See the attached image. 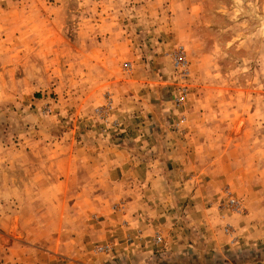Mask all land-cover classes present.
Returning a JSON list of instances; mask_svg holds the SVG:
<instances>
[{
  "label": "rangeland",
  "instance_id": "rangeland-1",
  "mask_svg": "<svg viewBox=\"0 0 264 264\" xmlns=\"http://www.w3.org/2000/svg\"><path fill=\"white\" fill-rule=\"evenodd\" d=\"M181 52L182 74L173 65ZM181 88L186 96L176 102ZM129 92L137 97L121 99ZM147 103L164 108L161 134L186 141L189 172L215 159L226 173L234 137L258 146L264 136V0H0V250L9 236L20 246L42 248L73 238L78 218L66 203L77 194L61 176L69 172V155L82 159L85 150L106 147L89 148L91 139L120 144L130 137L125 109ZM96 169L71 184L103 185L119 174ZM57 184L58 196L51 192ZM228 184L225 177L220 206L243 215ZM93 196L100 200L99 191ZM117 200L110 199L113 206ZM117 207L126 220L124 206ZM222 221L230 249L237 235ZM156 233L151 242L161 247L164 237L156 244ZM23 234L29 238L21 240ZM113 246L96 238L87 251L111 254ZM223 254L210 262L262 263L264 242L237 256L228 248ZM208 257L191 258L203 263Z\"/></svg>",
  "mask_w": 264,
  "mask_h": 264
},
{
  "label": "crops",
  "instance_id": "crops-1",
  "mask_svg": "<svg viewBox=\"0 0 264 264\" xmlns=\"http://www.w3.org/2000/svg\"><path fill=\"white\" fill-rule=\"evenodd\" d=\"M124 97L133 100L137 96L129 92L121 99ZM125 110L130 111L123 115L130 137L120 138V144L91 139L89 148L97 150L100 144L106 147L97 152L85 150L88 154H83L82 159L69 155V172L58 175L67 183L65 188L77 194L66 203L78 218L73 222L77 226L75 231L69 232L73 238L42 248L20 246L9 236L0 250V258L7 256V262L4 259L2 264H213L210 261L216 256L223 257L226 248L237 256L238 251L253 242H264V136L259 138L258 146L244 138L230 140L226 173L216 168L215 159L205 168L189 172V152L182 148L187 145L186 141L159 132L164 129L162 106L147 103L140 109L131 104ZM138 116L146 118L140 121ZM217 151L219 154L220 150ZM78 158L84 162L82 172L76 170L80 164ZM97 167L99 172L119 174L109 175V182L103 185L71 184L78 175L89 177L88 174L97 172ZM225 177H228V187L243 203V215L220 206L225 199L221 194ZM60 189L59 184L53 185L51 192L58 196ZM98 191L99 201L93 196ZM80 193L84 194L78 196ZM116 196L121 200L113 206L110 199ZM120 204L128 212L126 220L117 211ZM89 211L94 213L88 214ZM91 215L98 221L91 219ZM224 218L232 234L237 235L230 249L226 236L220 234ZM157 231L164 237L161 247L151 242ZM23 237L21 240L29 238L27 234ZM96 238L112 242L114 252L91 256L87 249ZM209 249L215 251L211 259L208 257L211 251L206 253ZM204 255L209 258L207 262L191 258ZM233 260L231 264H240Z\"/></svg>",
  "mask_w": 264,
  "mask_h": 264
},
{
  "label": "built area",
  "instance_id": "built-area-1",
  "mask_svg": "<svg viewBox=\"0 0 264 264\" xmlns=\"http://www.w3.org/2000/svg\"><path fill=\"white\" fill-rule=\"evenodd\" d=\"M183 52H181L180 54H177L175 57H174V60H173V65L176 69H178V71L182 74L183 71L185 70V67H186V59H185V56L182 55ZM186 96V92H185V88H181L178 92V96L176 98V102H181L184 100ZM228 203L231 205V206H234L236 207L237 209H240L239 208V202L237 200H235L234 198H229L228 199ZM163 240V237L160 233H156L155 234V237H154V242L156 244L158 243H161Z\"/></svg>",
  "mask_w": 264,
  "mask_h": 264
}]
</instances>
